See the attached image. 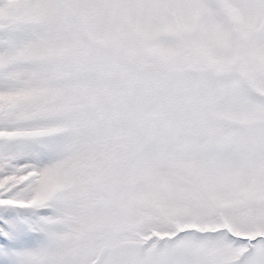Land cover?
<instances>
[{"label": "snow or ice", "instance_id": "obj_1", "mask_svg": "<svg viewBox=\"0 0 264 264\" xmlns=\"http://www.w3.org/2000/svg\"><path fill=\"white\" fill-rule=\"evenodd\" d=\"M0 264H264V0H0Z\"/></svg>", "mask_w": 264, "mask_h": 264}]
</instances>
